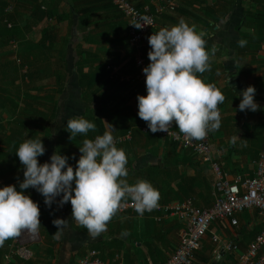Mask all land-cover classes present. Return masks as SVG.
Instances as JSON below:
<instances>
[{"label":"crops","instance_id":"0c3cea01","mask_svg":"<svg viewBox=\"0 0 264 264\" xmlns=\"http://www.w3.org/2000/svg\"><path fill=\"white\" fill-rule=\"evenodd\" d=\"M5 1L13 24L20 26L23 36L16 67L19 75L8 77L11 70L5 67L8 73L0 75V94L7 89L3 95L14 99L20 110L28 106V111H35L34 128L39 137L48 128L53 148L59 152L56 139L65 131L68 119L83 117L94 122L96 129L89 131L87 137L78 135L70 140L67 131V139L61 144L63 152L67 150L68 163L75 167L82 155L79 145L83 139H94L112 129L114 138L130 133L131 139L117 146L127 153L130 184L144 179L141 172L155 167L149 179L160 192V198L173 202L191 198L203 208L214 203L210 164L187 147L144 130L148 125L138 116L137 97L146 96L147 89L123 79L136 70L135 49L129 44L127 20L111 0ZM130 1L139 8L149 5L154 13L159 5L168 2ZM175 2L174 10L157 14L153 32L170 28L183 18L189 25H195L197 32L205 33L211 69L198 75L206 83L215 84L226 97L218 105L221 127L210 132L213 150L231 175L241 173L251 178L264 144V0ZM153 32L146 36L141 48L149 63L147 38ZM240 39L247 41L244 47L237 45ZM104 65L113 68L109 77L102 68ZM80 73L84 75V92ZM249 85L255 86V100L260 105L255 112L240 111L238 107L242 98L239 93ZM10 106L11 103L0 105V115L12 113ZM29 127L33 128V121ZM55 128L57 131L53 132ZM68 203L66 210L62 207L54 213V218L69 221L61 239H53L56 226L50 234L39 227L40 241L32 245L35 257L30 261L13 258L8 264H80L91 250H98L106 264H157L178 248L185 227L178 217L158 223L151 218L116 215L107 232L92 238L86 228L71 218ZM238 220V225H232L230 220L213 223L201 241L194 264H233L264 228V215L257 208L239 213ZM215 234L224 242L237 244L239 252H222L217 256L218 243L212 239ZM1 259L0 253V262Z\"/></svg>","mask_w":264,"mask_h":264},{"label":"clouds","instance_id":"9594fccd","mask_svg":"<svg viewBox=\"0 0 264 264\" xmlns=\"http://www.w3.org/2000/svg\"><path fill=\"white\" fill-rule=\"evenodd\" d=\"M137 29L153 27L147 16L141 23H133ZM203 31L197 32L183 18L175 25L153 32L147 39L150 45V63L143 68L146 76L147 95H138V116L148 125V130L168 133L175 125L188 140L202 141L209 132L221 127L218 105L226 97L215 84L206 83L202 75L211 69L210 53L206 49ZM247 41H237L244 47ZM216 48L211 49L215 54ZM237 69L239 65L237 64ZM239 95L240 111H257L256 88L247 86ZM96 124L83 117L67 120L66 131L74 140L78 135L87 137ZM112 130L85 138L79 145L81 156L76 166L68 163V157L56 151L49 162L40 163L46 147L42 138L27 139L15 152L23 166L24 179L0 188V247L6 240L19 237L22 231L36 233L40 227L41 210L38 202L25 190L35 188L44 203L57 209L66 203L72 205L71 218L87 229L92 238L107 232L109 222L131 201L134 210L142 215L159 207L160 192L150 181L141 179L128 182V156L118 148ZM235 143V138H233ZM74 185V186H73ZM58 197H62L59 200ZM57 231L53 239L59 240L69 227L65 218L52 221Z\"/></svg>","mask_w":264,"mask_h":264},{"label":"built area","instance_id":"2783aa9c","mask_svg":"<svg viewBox=\"0 0 264 264\" xmlns=\"http://www.w3.org/2000/svg\"><path fill=\"white\" fill-rule=\"evenodd\" d=\"M113 5L126 18L129 31V44L135 49L134 61L136 70L134 73L124 76L126 81H133L146 88V76L143 68L149 64L143 57L142 44L146 36L153 32L157 14L176 8L175 0H168L167 4L159 5L156 12L150 10L149 5L139 8L130 0H111ZM153 20L151 25L143 29H137L133 23H141L143 17ZM9 26H11L9 24ZM112 68V67H111ZM113 69V68H112ZM147 89V88H146ZM148 130V126L144 128ZM165 139L191 148L203 161L211 166L213 175L214 203L206 208L199 207L191 198L182 201L159 203V207L153 211H145L138 214L128 202L127 207L117 215L132 218H151L152 221L162 222L169 217H178L184 221L185 227L181 233L178 248L168 258L157 264H194L195 254L200 249L202 239L208 234L213 223L230 220L232 225H238V214L246 209L257 208L264 215V144L255 162L256 168L251 178H245L243 174L231 175L226 169L224 161L216 156L211 143L210 132L202 141H189L179 129L173 125L168 133L157 132ZM131 139V134L116 137V145ZM0 183V188H2ZM39 230L36 233L22 231L19 237L13 238L10 249L5 254L0 264H8L11 259L30 261L35 257V249L32 245L40 241ZM213 241L218 243L215 250L217 256L222 252H239L237 244L222 241L218 234L213 235ZM80 264H106L98 250H91L85 254ZM233 264H264V228L250 243L249 247L239 253Z\"/></svg>","mask_w":264,"mask_h":264},{"label":"trees","instance_id":"16d2710c","mask_svg":"<svg viewBox=\"0 0 264 264\" xmlns=\"http://www.w3.org/2000/svg\"><path fill=\"white\" fill-rule=\"evenodd\" d=\"M7 2L5 0H0V53L2 48H6L8 53L9 51V46H16L18 45L21 41V37L23 36L21 28L19 25H14L13 20H12V13L8 12L7 10ZM45 15V14H44ZM42 15V17L44 16ZM9 24L11 26H9ZM31 28V26H29ZM1 55V54H0ZM5 64H0V75H4V69L5 67L8 69L9 65L14 63L10 62V60L4 61ZM6 65V66H5ZM112 66L111 65H104L102 68L106 72V75L109 77L112 71ZM16 68V66H15ZM10 69V68H9ZM11 72H9L7 75L10 77H17L18 71L17 69H10ZM80 87L82 91L84 92V87H85V81H84V75L80 73ZM3 92L7 93V89H2V94H0V105L5 104L8 105V103H11V108H12V120L10 122L9 130H5L4 134V140L0 146V165L5 163L8 165L7 170L5 172L6 178H4L5 185L9 184H15L17 186V189L19 190V182L24 179L23 176V166L20 163L19 157L15 154L17 151L19 145L23 143L27 139H36L39 136L37 135V132L35 131V120H36V114L35 111L33 110L32 112L27 110L26 106L23 110L19 109V106L14 102V99L11 97L7 98V96L3 95ZM26 116V118L29 119V122L24 120L23 117ZM25 118V117H24ZM33 121V128L29 127V123ZM28 127V129H27ZM66 131V130H65ZM62 132L57 140V145L59 148V152L62 155L68 156L67 150L66 152L65 149L61 146L63 142L66 141L67 139V131ZM44 136L40 137L43 140V143H45L46 140H48L51 136V131L47 128L45 130ZM157 134V133H156ZM169 140V139H168ZM172 143H175L171 140H169ZM122 144V143H120ZM177 144V143H176ZM119 145V144H118ZM117 145V146H118ZM192 150L191 148H188ZM39 162L42 164L43 163V156L38 157ZM7 162V163H6ZM155 168V167H154ZM153 167H149L143 172H141L144 180L150 181L149 178L152 177V174L154 171ZM155 170V169H154ZM151 180H154L153 178ZM25 194H28L31 196V198L38 202L40 210H41V224H40V229H45L47 234H50L52 232L53 228V219L54 213H57V204L53 203L52 207L49 208L45 203H44V197L35 189V188H29L25 190ZM176 201V200H175ZM182 201V200H179ZM167 202H173L172 200L169 199H163L160 198L159 203H167ZM56 205V207L54 206ZM68 208L69 210H72V205L69 202L68 203ZM12 243V239L6 240L4 243V247H0V253L1 257L3 260L5 254L8 252L10 249V245Z\"/></svg>","mask_w":264,"mask_h":264},{"label":"rangeland","instance_id":"374dc122","mask_svg":"<svg viewBox=\"0 0 264 264\" xmlns=\"http://www.w3.org/2000/svg\"><path fill=\"white\" fill-rule=\"evenodd\" d=\"M20 43L16 46H9V52L7 51L6 48H2L0 53V64H5L4 61L7 60V57H11L10 62L14 63V65L10 64L9 68L10 69H16V67H19V53H20ZM9 60V59H8ZM6 66V65H5ZM1 68V67H0ZM4 73H8L6 71H4ZM8 76V75H7ZM10 77V76H8ZM77 87H75V92H77ZM13 91H15V88L13 87ZM78 105V104H77ZM7 112V111H5ZM8 114L5 115H0V146L4 140V134H5V130L6 128L8 129L10 126V122L12 120V113L11 112H7ZM11 114V116H10ZM57 128L53 129V132H56ZM53 138H50L49 142L46 144V152L44 155V162H49L50 161V157L52 156V154L55 152V149L53 148ZM7 163V162H6ZM8 165L3 163L0 165V183L3 185H5V181L4 178H6V170H7ZM67 204V203H66ZM66 204L63 206L64 210H66ZM62 209V208H61ZM39 242V241H38ZM38 242H35L34 244H37Z\"/></svg>","mask_w":264,"mask_h":264}]
</instances>
